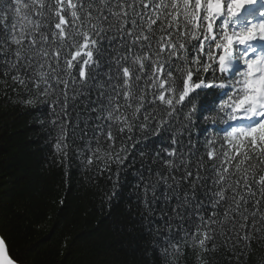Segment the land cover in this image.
Listing matches in <instances>:
<instances>
[{"label": "snow or ice", "instance_id": "1", "mask_svg": "<svg viewBox=\"0 0 264 264\" xmlns=\"http://www.w3.org/2000/svg\"><path fill=\"white\" fill-rule=\"evenodd\" d=\"M0 84L109 203L134 177L150 264L264 246V0H0Z\"/></svg>", "mask_w": 264, "mask_h": 264}, {"label": "trees", "instance_id": "2", "mask_svg": "<svg viewBox=\"0 0 264 264\" xmlns=\"http://www.w3.org/2000/svg\"><path fill=\"white\" fill-rule=\"evenodd\" d=\"M0 84V234L25 264H150L145 255L150 237L142 234L131 185L122 175V189L109 203L108 173L99 180L73 161L52 162L48 131L39 123L43 109L9 102ZM162 137L154 138V143ZM235 264L226 253L217 264ZM247 264H264V246Z\"/></svg>", "mask_w": 264, "mask_h": 264}]
</instances>
